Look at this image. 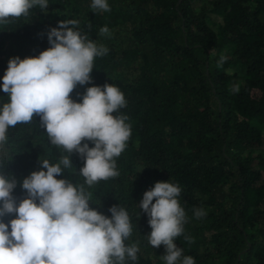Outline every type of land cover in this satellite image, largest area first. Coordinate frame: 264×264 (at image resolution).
Segmentation results:
<instances>
[{
    "label": "trees",
    "instance_id": "obj_1",
    "mask_svg": "<svg viewBox=\"0 0 264 264\" xmlns=\"http://www.w3.org/2000/svg\"><path fill=\"white\" fill-rule=\"evenodd\" d=\"M107 3L104 12L92 0H48L45 12L36 6L27 17L0 23V108L9 102L2 90L9 60L38 57L50 47L49 30L75 19L108 52L94 59L92 83L77 85L70 98L79 103L88 87L115 85L132 133L114 158L119 176L89 188L79 173L82 158L52 145L39 116L10 127L0 166L18 182L17 205L27 197L23 179L46 171L39 160L70 156L73 167L57 179L85 185L90 207L108 218L113 206L128 211L133 232L125 244L140 251L125 264H166L164 246L148 242L149 218L138 205L155 183L168 181L182 189L187 223L175 243L184 256L195 264H264V0ZM5 47L12 49L8 57ZM222 55L227 59L218 67ZM194 208L206 216L197 219Z\"/></svg>",
    "mask_w": 264,
    "mask_h": 264
},
{
    "label": "clouds",
    "instance_id": "obj_2",
    "mask_svg": "<svg viewBox=\"0 0 264 264\" xmlns=\"http://www.w3.org/2000/svg\"><path fill=\"white\" fill-rule=\"evenodd\" d=\"M36 6L45 12L48 0H0V23L27 17ZM91 7L110 11L107 0H92ZM108 32L106 26L100 29L102 35ZM47 35L50 47L38 57H14L8 62L2 90L9 102L0 108V146L6 143L10 127L39 116L52 145L82 158L79 173L90 188L119 176L114 158L125 150L132 134L127 116L119 114L126 100L113 84L88 87L79 103L71 99L77 85L92 83L94 59L108 49L82 32L75 19L59 22ZM226 59L222 55L217 66ZM232 91L239 92V85ZM39 163L46 171L23 179L20 186L27 197L18 205L12 195L18 182L0 166V264H125L126 258L136 262L139 247L125 244L133 232L128 211L113 206L108 218L90 207L91 193L85 185L57 179L73 167L70 156ZM181 193L178 184L157 182L138 205L149 218L148 242L153 249L164 246L161 258L166 264H195L175 243L187 223ZM193 212L197 219L207 214L203 208ZM9 214L16 218L6 224L2 218ZM185 240L191 242L190 237Z\"/></svg>",
    "mask_w": 264,
    "mask_h": 264
},
{
    "label": "rangeland",
    "instance_id": "obj_3",
    "mask_svg": "<svg viewBox=\"0 0 264 264\" xmlns=\"http://www.w3.org/2000/svg\"><path fill=\"white\" fill-rule=\"evenodd\" d=\"M197 6H200V4H198ZM10 50H12V49H10L9 47H7V48L5 47L4 54H5L6 51H10ZM9 55L10 54H8V53L5 54L6 57H8ZM228 72H234V71L231 69V70H228ZM260 153L264 156V152L260 151Z\"/></svg>",
    "mask_w": 264,
    "mask_h": 264
}]
</instances>
